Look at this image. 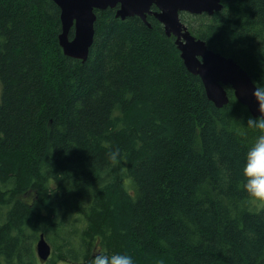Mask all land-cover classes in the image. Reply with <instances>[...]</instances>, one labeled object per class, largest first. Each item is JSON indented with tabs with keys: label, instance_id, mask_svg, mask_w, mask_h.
I'll use <instances>...</instances> for the list:
<instances>
[{
	"label": "trees",
	"instance_id": "obj_1",
	"mask_svg": "<svg viewBox=\"0 0 264 264\" xmlns=\"http://www.w3.org/2000/svg\"><path fill=\"white\" fill-rule=\"evenodd\" d=\"M222 3L181 20L264 85V0ZM95 13L83 62L64 54L53 0H0V264H91L101 251L264 264V211L243 190L248 107L231 86L224 107L209 100L154 16ZM42 233L60 240L43 263Z\"/></svg>",
	"mask_w": 264,
	"mask_h": 264
},
{
	"label": "water",
	"instance_id": "obj_2",
	"mask_svg": "<svg viewBox=\"0 0 264 264\" xmlns=\"http://www.w3.org/2000/svg\"><path fill=\"white\" fill-rule=\"evenodd\" d=\"M61 9L62 31L59 43L66 56L85 62L94 43L95 10L116 9V17L122 20L138 16L145 23L154 14L163 24L168 37L174 36L188 71L201 78L209 100L218 108L230 101L226 90L231 86L237 100L247 106L253 116L258 115L252 97L255 82L237 61L208 47L197 38L181 20V13L213 15L223 9L222 0H53ZM158 8L153 12L152 7ZM74 27V37L69 34ZM38 257L48 261L53 253L51 244L42 233L36 244Z\"/></svg>",
	"mask_w": 264,
	"mask_h": 264
},
{
	"label": "clouds",
	"instance_id": "obj_3",
	"mask_svg": "<svg viewBox=\"0 0 264 264\" xmlns=\"http://www.w3.org/2000/svg\"><path fill=\"white\" fill-rule=\"evenodd\" d=\"M264 67V63H262ZM252 97L257 106L258 115L247 119V129L256 133L255 139L245 154L242 169L243 190L246 192L245 203L249 211H264V85H255ZM119 150L109 154L111 162L116 163ZM91 264H135L127 253H108L101 251L95 255Z\"/></svg>",
	"mask_w": 264,
	"mask_h": 264
},
{
	"label": "rangeland",
	"instance_id": "obj_4",
	"mask_svg": "<svg viewBox=\"0 0 264 264\" xmlns=\"http://www.w3.org/2000/svg\"><path fill=\"white\" fill-rule=\"evenodd\" d=\"M0 95H1V83H0ZM1 211V209H0ZM52 248H53V253L52 255L55 253V252H58V246H59V242L60 240H55V241H48ZM36 244V243H35ZM36 249V248H35ZM36 254H37V251L35 250ZM38 259V258H37ZM39 260V259H38ZM41 263H43V261L39 260ZM57 264H72L70 262H64V261H59Z\"/></svg>",
	"mask_w": 264,
	"mask_h": 264
},
{
	"label": "flooded vegetation",
	"instance_id": "obj_5",
	"mask_svg": "<svg viewBox=\"0 0 264 264\" xmlns=\"http://www.w3.org/2000/svg\"><path fill=\"white\" fill-rule=\"evenodd\" d=\"M152 10H153V12H155V11H157L158 10V8L157 7H155V6H153L152 7ZM182 13H187V12H182ZM190 14V13H189ZM181 15V14H180ZM193 15V14H192ZM208 15H210V14H208ZM148 16H154L155 17V15L152 13V14H149ZM147 16V17H148ZM156 18V17H155ZM157 19V18H156ZM158 20V19H157ZM183 22V21H182ZM186 25V24H185Z\"/></svg>",
	"mask_w": 264,
	"mask_h": 264
}]
</instances>
